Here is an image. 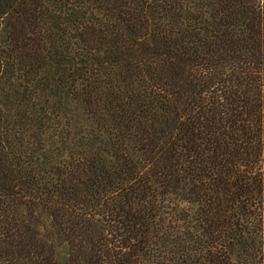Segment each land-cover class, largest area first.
<instances>
[{
    "label": "trees",
    "instance_id": "16d2710c",
    "mask_svg": "<svg viewBox=\"0 0 264 264\" xmlns=\"http://www.w3.org/2000/svg\"><path fill=\"white\" fill-rule=\"evenodd\" d=\"M0 264H264V0H0Z\"/></svg>",
    "mask_w": 264,
    "mask_h": 264
}]
</instances>
